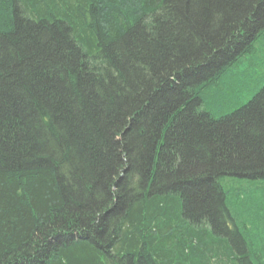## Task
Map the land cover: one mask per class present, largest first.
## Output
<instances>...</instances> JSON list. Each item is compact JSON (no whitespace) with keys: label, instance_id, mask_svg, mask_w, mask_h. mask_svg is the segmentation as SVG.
<instances>
[{"label":"trees","instance_id":"1","mask_svg":"<svg viewBox=\"0 0 264 264\" xmlns=\"http://www.w3.org/2000/svg\"><path fill=\"white\" fill-rule=\"evenodd\" d=\"M263 61L264 0H0V264H264Z\"/></svg>","mask_w":264,"mask_h":264},{"label":"rangeland","instance_id":"2","mask_svg":"<svg viewBox=\"0 0 264 264\" xmlns=\"http://www.w3.org/2000/svg\"><path fill=\"white\" fill-rule=\"evenodd\" d=\"M263 69H264V61H263V66L260 68V70H259V72H263V75L262 76H264V71H263ZM224 109V108H223ZM223 109H220V111H222V112H224V110ZM234 109V107H230V109H226L225 111H227V112H230V110H233ZM219 111V112H220ZM220 115V114H219ZM219 115H217L218 117H219ZM248 181L247 180H245V182L244 183H247ZM242 184H243V182H241ZM259 184L261 185V188H259L256 192V197H255V201L256 202H259V203H261V207H262V209H260V211L261 210H264V190L262 189V186H264V180H260L259 181ZM239 194H237L236 195V197L237 198H239V199H245V197L247 196L246 194H245V192H238ZM258 229V230H257ZM256 230H255V234L257 235V237L258 238H260V241L262 242V241H264V227H259V228H257Z\"/></svg>","mask_w":264,"mask_h":264}]
</instances>
